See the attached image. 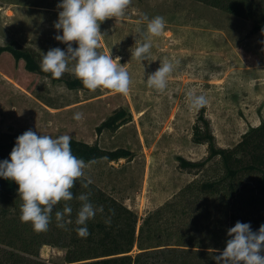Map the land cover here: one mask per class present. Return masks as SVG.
<instances>
[{"label":"rangeland","instance_id":"1","mask_svg":"<svg viewBox=\"0 0 264 264\" xmlns=\"http://www.w3.org/2000/svg\"><path fill=\"white\" fill-rule=\"evenodd\" d=\"M61 0H0V46L12 45L29 52L40 65L43 54L67 45L54 37ZM161 16L165 30L152 38L149 59L132 58L131 51L144 42L146 21ZM253 24L194 0H131L125 15L100 24L98 51L119 57L130 74L127 94L111 90H70L63 83L76 79L70 72L57 82L27 72L23 61L0 55V139L18 137L32 130L53 138L70 135L103 150L125 149L129 161L91 163L83 180L123 204L137 217V227L149 213L170 200L191 181L205 180L218 167L215 160L205 169L187 172L177 158L192 162L206 158V146L192 142V126L198 111L190 110L186 94L204 95L205 117L215 144L232 148L249 126L264 119V56L262 33H251ZM73 48L78 45L72 42ZM174 64L163 93L150 88L147 78L164 61ZM73 62L69 63L72 67ZM125 110L131 121L115 132L96 133L114 113ZM83 114L81 121L74 114ZM0 206L12 203L0 201ZM252 231L264 224V214ZM0 221V240L3 235ZM10 250L0 244L2 255ZM135 250V249H134ZM67 250L44 245L37 260L42 264H66ZM264 255V252H262Z\"/></svg>","mask_w":264,"mask_h":264},{"label":"trees","instance_id":"2","mask_svg":"<svg viewBox=\"0 0 264 264\" xmlns=\"http://www.w3.org/2000/svg\"><path fill=\"white\" fill-rule=\"evenodd\" d=\"M194 1L250 21L251 33H262L264 29V0ZM260 49L264 56V43ZM3 53L15 62L23 61L27 72L51 78L40 70L29 52L9 45L0 46V55ZM63 83L70 90H86L78 79ZM131 119L129 112L120 110L102 122L96 133L115 132ZM16 138L7 135L0 139V161L10 159ZM192 142L206 146V158L192 162L178 157V168L202 171L213 160L218 168L205 180L187 183L170 200L149 212L139 227L136 215L123 204L92 184L84 188L82 183L86 180L77 181L72 189L74 196L90 191V202L103 209L87 222L90 233L87 238L76 232L79 226L75 220L81 206L77 198L67 202L72 212L65 216L66 227H57L55 220V211L63 210L61 202L55 206L48 230L36 233L30 223L20 221L22 201L18 185L0 177V201L12 203L11 207L0 206L4 230L0 244L10 249L2 255L4 260L0 255V264H42L37 258L44 245L66 249V264H216L214 257L223 251L230 238L227 230L237 221L249 223L252 229L258 223L256 219L264 214V119L255 127L249 126L232 148H219L202 108L192 126ZM70 146L73 155L86 163L101 159L129 161L132 157L125 149L106 151L75 139H71ZM108 219L110 224L105 223Z\"/></svg>","mask_w":264,"mask_h":264},{"label":"clouds","instance_id":"3","mask_svg":"<svg viewBox=\"0 0 264 264\" xmlns=\"http://www.w3.org/2000/svg\"><path fill=\"white\" fill-rule=\"evenodd\" d=\"M131 0H61L57 5L62 9L54 28L62 35L54 38L67 45L66 50L52 48L43 54L40 70L50 74L52 79L59 80L63 74L70 72L80 80L82 86L91 92L111 90L117 94H127L132 83L129 72L120 65L119 57L102 54L100 47V24L107 19H120L125 15ZM146 21L144 42L131 51L132 58L142 62L149 59L152 38L159 37L165 30L166 21L161 16ZM264 35V29H262ZM72 42L78 45L73 48ZM264 43V41H261ZM73 62L72 67L69 63ZM174 64L164 61L160 67L147 78L150 88L163 93L168 85V76L173 72ZM190 110L199 111L208 104L207 98L194 91L186 94ZM73 119L81 121L83 114L77 112ZM71 136L37 135L32 130L25 131L16 138L10 159L0 161V177L12 180L18 185L20 205V221L30 223L36 233L48 230L55 206L64 202L62 211H55L57 227H66L65 216L72 212L67 203L74 198L81 202L75 224L78 236L87 238L90 234L87 222L94 219L97 209L90 202L91 192L74 196L72 189L77 181H83L85 169L92 162L86 163L77 158L71 151ZM90 179L82 183L88 188ZM113 215L114 210H109ZM110 224V219L105 221ZM230 237L226 247L215 256L216 264H264V224L253 232L249 223L237 221L227 230ZM219 251V250H218Z\"/></svg>","mask_w":264,"mask_h":264},{"label":"crops","instance_id":"4","mask_svg":"<svg viewBox=\"0 0 264 264\" xmlns=\"http://www.w3.org/2000/svg\"><path fill=\"white\" fill-rule=\"evenodd\" d=\"M259 123H257V124H255L254 126H251V127H255V126H257Z\"/></svg>","mask_w":264,"mask_h":264}]
</instances>
